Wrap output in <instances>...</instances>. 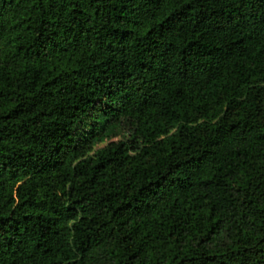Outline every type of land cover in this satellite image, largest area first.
Here are the masks:
<instances>
[{
	"label": "trees",
	"instance_id": "16d2710c",
	"mask_svg": "<svg viewBox=\"0 0 264 264\" xmlns=\"http://www.w3.org/2000/svg\"><path fill=\"white\" fill-rule=\"evenodd\" d=\"M0 264H264V0H0Z\"/></svg>",
	"mask_w": 264,
	"mask_h": 264
},
{
	"label": "rangeland",
	"instance_id": "374dc122",
	"mask_svg": "<svg viewBox=\"0 0 264 264\" xmlns=\"http://www.w3.org/2000/svg\"><path fill=\"white\" fill-rule=\"evenodd\" d=\"M105 144V143H104ZM104 144H102V145H104Z\"/></svg>",
	"mask_w": 264,
	"mask_h": 264
}]
</instances>
